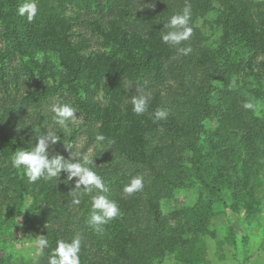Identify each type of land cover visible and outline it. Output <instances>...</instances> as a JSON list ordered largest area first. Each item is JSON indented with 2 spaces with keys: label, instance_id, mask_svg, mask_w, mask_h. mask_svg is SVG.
Returning a JSON list of instances; mask_svg holds the SVG:
<instances>
[{
  "label": "trees",
  "instance_id": "1",
  "mask_svg": "<svg viewBox=\"0 0 264 264\" xmlns=\"http://www.w3.org/2000/svg\"><path fill=\"white\" fill-rule=\"evenodd\" d=\"M23 2L0 0V264H48L57 240L76 234L81 264H212L206 238L222 259L218 206L251 224L264 211V0H36L31 22L18 14ZM186 5L193 35L181 47L192 51L180 55L162 34ZM136 83L151 95L149 113L167 109V119L132 111ZM59 103L77 120L50 157L70 159L69 146L94 158L121 210L100 231L87 224L96 193L72 203L78 178L29 183L11 165L58 128ZM137 174L144 188L129 196ZM41 235L49 246L34 257L7 248Z\"/></svg>",
  "mask_w": 264,
  "mask_h": 264
},
{
  "label": "clouds",
  "instance_id": "2",
  "mask_svg": "<svg viewBox=\"0 0 264 264\" xmlns=\"http://www.w3.org/2000/svg\"><path fill=\"white\" fill-rule=\"evenodd\" d=\"M18 14L26 16L29 22L33 21L38 15V4L36 0H24L19 5ZM168 31L162 34V41L176 48L180 55L189 54L192 49L190 47H181L183 42L188 41L193 35V27L191 26V7L186 5L182 12L174 14L170 17L165 27ZM136 94L131 96L132 111L138 115L149 113L151 95L144 90V87L139 83ZM235 86V81L232 82ZM242 107L247 110L254 109V104L251 101H245ZM50 111L53 113L52 120L58 128L48 130L46 133L39 134L37 142L34 146L21 149L14 153L11 157V165L16 169H23L28 178L29 183H36L40 180H53L61 178L62 173L67 174L65 183L76 180L75 190L71 193H79L75 195L72 203L78 205L80 197L83 195H91V209L87 218V224L95 228L97 231L102 230V226L116 219L121 215V210L118 203L109 198V188L94 170V158L90 159L87 154L75 153L72 148L71 158H65L63 155H51L53 146L60 140L57 135L61 130H66L67 127L75 123L77 120V110L67 103L52 104ZM155 120H165L168 116L167 109L158 108L154 113H149ZM25 127L18 126L17 131ZM64 132V131H63ZM65 133V132H64ZM103 134H97L96 142L103 144L106 141ZM112 143V141H108ZM144 188V176L137 174L132 176L128 183L124 185L123 192L127 195H133L136 192L142 191ZM36 242L37 251H41L49 246V241L46 236H39ZM82 247V237L76 234L69 240L59 239L56 242V247L51 251L48 257V264H81L80 253Z\"/></svg>",
  "mask_w": 264,
  "mask_h": 264
},
{
  "label": "rangeland",
  "instance_id": "3",
  "mask_svg": "<svg viewBox=\"0 0 264 264\" xmlns=\"http://www.w3.org/2000/svg\"><path fill=\"white\" fill-rule=\"evenodd\" d=\"M218 114L213 116L209 127L214 129L217 125ZM194 193H179L178 199L188 204L194 203ZM219 210V211H218ZM218 214L215 218V228L218 238L223 241V258L217 254V243L210 238L205 239L212 264H264V211L252 221L247 222L245 214L228 213L223 205L218 206ZM234 233V234H233ZM233 234V235H232ZM19 236V235H18ZM232 238L228 242L227 239ZM19 239V238H18ZM21 245L20 241H14L8 249H20L30 257H34L38 251L36 245Z\"/></svg>",
  "mask_w": 264,
  "mask_h": 264
}]
</instances>
